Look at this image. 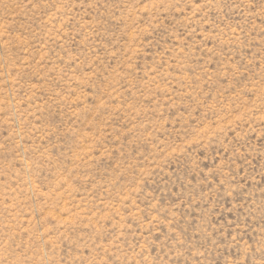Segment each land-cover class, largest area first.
Masks as SVG:
<instances>
[{"label": "rangeland", "instance_id": "obj_1", "mask_svg": "<svg viewBox=\"0 0 264 264\" xmlns=\"http://www.w3.org/2000/svg\"><path fill=\"white\" fill-rule=\"evenodd\" d=\"M0 264H264V0H0Z\"/></svg>", "mask_w": 264, "mask_h": 264}]
</instances>
